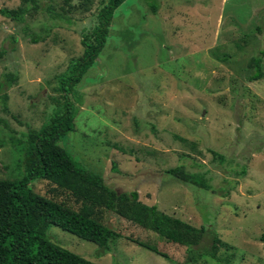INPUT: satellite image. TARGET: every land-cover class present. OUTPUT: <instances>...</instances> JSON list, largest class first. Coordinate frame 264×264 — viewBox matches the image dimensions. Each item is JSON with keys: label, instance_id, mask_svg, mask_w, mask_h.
<instances>
[{"label": "rangeland", "instance_id": "rangeland-1", "mask_svg": "<svg viewBox=\"0 0 264 264\" xmlns=\"http://www.w3.org/2000/svg\"><path fill=\"white\" fill-rule=\"evenodd\" d=\"M101 1L40 0L20 22L1 9L21 0H0V80L19 76L5 90L8 110L0 99V117L12 129L0 125V179L26 173L25 146L12 140L63 110L60 77L82 56V31L97 23ZM263 49L264 0H125L96 63L69 88L75 130L60 144L76 160L111 187L138 190L142 202L209 226L229 243L218 253L222 262L193 264H264V76L249 80L250 60ZM180 164L229 195L165 173ZM30 185L79 208L49 180ZM103 221L121 234L109 252L55 225L47 238L98 264H191L186 246L109 212Z\"/></svg>", "mask_w": 264, "mask_h": 264}, {"label": "trees", "instance_id": "trees-1", "mask_svg": "<svg viewBox=\"0 0 264 264\" xmlns=\"http://www.w3.org/2000/svg\"><path fill=\"white\" fill-rule=\"evenodd\" d=\"M124 1L102 0L97 23L91 30L82 31L83 54L72 59L65 74L60 77V88L66 92L63 110L39 129L28 130L24 140H12L14 145L23 143L25 146L26 173L19 179H0V264H98L54 243L47 238V231L52 225L58 226L109 252L111 241L120 238L121 234L104 223L106 212L150 229L170 242L186 246L191 264L204 258L222 262L218 253L222 248L230 247L213 228L206 225L196 227L160 210L155 204L142 202L138 190L119 191L111 187L102 175L86 168L60 144L65 135L75 130L76 108L68 97L69 88H74L96 63L107 42L115 11ZM39 8L40 0H21L18 8H3L1 13L23 22L30 11ZM153 10L156 11L157 7L153 6ZM32 40L37 43L38 39ZM263 57L264 49L251 58L250 66L254 73L249 76L250 81L264 76ZM18 79V75L7 73L4 80H0V99L6 110V87ZM0 125L12 130L9 122L2 117ZM5 145L6 141L0 140V147ZM211 152L221 162L226 160L218 151ZM113 169L118 172L116 166ZM165 173L220 196L226 197L230 193L229 188L213 186L205 173L190 172L183 164L168 168ZM241 174H246L245 166ZM37 179L49 180L68 191L79 208L35 192L30 184ZM207 238L210 239L209 243H206ZM260 238L264 241V233ZM140 244L149 248L145 243Z\"/></svg>", "mask_w": 264, "mask_h": 264}]
</instances>
